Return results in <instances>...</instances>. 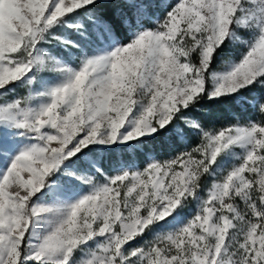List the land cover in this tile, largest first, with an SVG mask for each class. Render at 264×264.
<instances>
[{"label":"snow or ice","instance_id":"obj_1","mask_svg":"<svg viewBox=\"0 0 264 264\" xmlns=\"http://www.w3.org/2000/svg\"><path fill=\"white\" fill-rule=\"evenodd\" d=\"M0 264H264V0H0Z\"/></svg>","mask_w":264,"mask_h":264},{"label":"trees","instance_id":"obj_2","mask_svg":"<svg viewBox=\"0 0 264 264\" xmlns=\"http://www.w3.org/2000/svg\"><path fill=\"white\" fill-rule=\"evenodd\" d=\"M242 119H245L246 118V116H244V115H242V117H241Z\"/></svg>","mask_w":264,"mask_h":264}]
</instances>
